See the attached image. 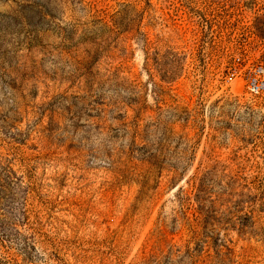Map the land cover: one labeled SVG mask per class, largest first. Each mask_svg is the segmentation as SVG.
Masks as SVG:
<instances>
[{"label": "rangeland", "instance_id": "rangeland-1", "mask_svg": "<svg viewBox=\"0 0 264 264\" xmlns=\"http://www.w3.org/2000/svg\"><path fill=\"white\" fill-rule=\"evenodd\" d=\"M264 0H0V264H264Z\"/></svg>", "mask_w": 264, "mask_h": 264}, {"label": "built area", "instance_id": "built-area-1", "mask_svg": "<svg viewBox=\"0 0 264 264\" xmlns=\"http://www.w3.org/2000/svg\"><path fill=\"white\" fill-rule=\"evenodd\" d=\"M235 78H240L245 82L246 92L250 96H258L264 92V64H247L243 69H234L227 76L226 81L231 82Z\"/></svg>", "mask_w": 264, "mask_h": 264}]
</instances>
